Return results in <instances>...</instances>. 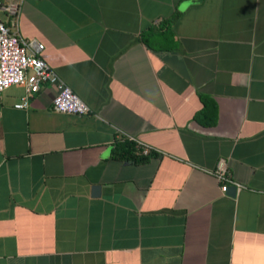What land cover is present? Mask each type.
I'll return each mask as SVG.
<instances>
[{
  "label": "crops",
  "instance_id": "obj_1",
  "mask_svg": "<svg viewBox=\"0 0 264 264\" xmlns=\"http://www.w3.org/2000/svg\"><path fill=\"white\" fill-rule=\"evenodd\" d=\"M18 28L90 111L0 90V264H264V0H25Z\"/></svg>",
  "mask_w": 264,
  "mask_h": 264
},
{
  "label": "built area",
  "instance_id": "obj_2",
  "mask_svg": "<svg viewBox=\"0 0 264 264\" xmlns=\"http://www.w3.org/2000/svg\"><path fill=\"white\" fill-rule=\"evenodd\" d=\"M25 0H0V90L17 85L24 88L25 94L16 102V108H27V95L39 90L41 84L55 85L52 109L62 113L85 114L89 106L71 89L69 85L40 56L44 44L35 39H25L19 32L18 16L21 4ZM136 142L141 155L149 154L151 147L142 141L128 136ZM220 182V190L225 193L229 184L237 188L242 186L231 179L227 162L219 159L214 170Z\"/></svg>",
  "mask_w": 264,
  "mask_h": 264
},
{
  "label": "trees",
  "instance_id": "obj_3",
  "mask_svg": "<svg viewBox=\"0 0 264 264\" xmlns=\"http://www.w3.org/2000/svg\"><path fill=\"white\" fill-rule=\"evenodd\" d=\"M139 150L140 148L136 146V142L129 139L128 137L117 140L115 144V154L123 158L132 159L134 161L145 160L154 151L150 150L149 154L141 155L138 153Z\"/></svg>",
  "mask_w": 264,
  "mask_h": 264
},
{
  "label": "water",
  "instance_id": "obj_4",
  "mask_svg": "<svg viewBox=\"0 0 264 264\" xmlns=\"http://www.w3.org/2000/svg\"><path fill=\"white\" fill-rule=\"evenodd\" d=\"M93 190H95V193L98 194L99 193V185H95L93 186ZM235 190H236V186L234 184L232 185H229L228 188H227V193H232L234 194L235 193Z\"/></svg>",
  "mask_w": 264,
  "mask_h": 264
}]
</instances>
